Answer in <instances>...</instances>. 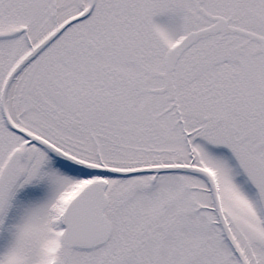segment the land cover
I'll return each mask as SVG.
<instances>
[{"label":"snow or ice","instance_id":"obj_1","mask_svg":"<svg viewBox=\"0 0 264 264\" xmlns=\"http://www.w3.org/2000/svg\"><path fill=\"white\" fill-rule=\"evenodd\" d=\"M0 264H264V0H0Z\"/></svg>","mask_w":264,"mask_h":264}]
</instances>
